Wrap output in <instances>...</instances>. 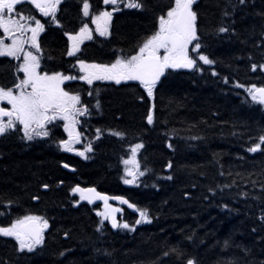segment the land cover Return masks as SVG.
<instances>
[{
    "label": "trees",
    "instance_id": "obj_1",
    "mask_svg": "<svg viewBox=\"0 0 264 264\" xmlns=\"http://www.w3.org/2000/svg\"><path fill=\"white\" fill-rule=\"evenodd\" d=\"M89 2L93 13L105 7L103 0ZM172 3L145 0L143 11L114 12L110 37L86 43L79 56L110 63L121 49L134 53L158 29V17ZM81 8L82 0H64L58 12L63 27L48 26L43 34L47 70L76 73L74 58L65 55L63 33L79 29ZM194 10L201 51L216 63L201 64L203 71L169 70L153 102L140 99L146 93L138 83L97 84L100 94L89 102L93 111L87 128L101 129V136L93 135L89 159L60 148L63 128L51 138L30 142L20 138L22 133L0 136V225L29 214L42 216L49 225L45 243L35 253L18 252L13 239L0 236V264H179L175 256L164 255L173 246L182 247L185 259L194 257L197 264H264V144L255 153L247 151L264 135V105L253 102L246 90L253 84L264 87V70H251L253 63H264V46H258L264 45V0L245 5L196 0ZM225 11L231 15L225 17ZM223 25L230 31L219 33ZM15 63L0 57V85L14 83ZM82 87L86 98L89 88ZM117 131L124 136L111 134ZM137 143L143 147L136 159L140 170L147 171L138 182L125 184L123 160ZM44 184L50 187L44 189ZM77 185L124 197L148 211L151 223L137 225L139 213L125 207V221L134 231L114 230L108 222L101 227L99 205L80 200L71 191ZM9 200L14 201L10 209L4 207Z\"/></svg>",
    "mask_w": 264,
    "mask_h": 264
},
{
    "label": "snow or ice",
    "instance_id": "obj_2",
    "mask_svg": "<svg viewBox=\"0 0 264 264\" xmlns=\"http://www.w3.org/2000/svg\"><path fill=\"white\" fill-rule=\"evenodd\" d=\"M63 3L64 0H0V57L17 62L13 66L14 83L10 87L0 85V102H6L7 105L0 106V136L22 133L20 138L29 142L51 138L52 129L49 126L56 127L57 122H63L68 138L59 140L60 148L66 152L76 151L77 155L87 160L88 153L94 151L93 144L88 142L82 150L75 149L74 146L82 143L83 133L79 130L82 126L80 118L91 116L92 111L89 105L82 101L81 91L66 90V82L79 80L88 86H93L96 81H114L117 85L135 81L146 93V97L141 96L140 99L154 100L155 92L162 84L161 78H166L167 70L203 71L200 62L203 65L216 63L201 51L203 45L198 29V13L193 9L196 0H173L166 12L158 17V29L145 37L137 45L134 53H124L121 49L120 54L114 53L115 58L110 63H89L78 55L82 53V45L85 41L94 39V31L99 37L110 36L113 13L122 11L121 5L126 9L143 11L145 0H103L104 5L112 6L111 10H99L98 14L93 13L89 0H82L81 26L77 31L63 33L67 37L65 55L75 59V64L71 67L77 69L78 66V71L76 74L49 71L43 64L46 57L41 34H46L47 27L51 25L63 27L58 18V12L61 11ZM246 3L247 0H238L239 5ZM25 4L33 7L40 18L32 12L21 11V6ZM230 15L228 11L224 12L225 17ZM83 18H88L91 24L95 25V29L90 28L89 23ZM229 31L228 25L218 28L219 33ZM47 58L50 59V57ZM257 68L264 70V63L251 65L253 72ZM212 75L216 76L217 73L213 71ZM224 82L228 83L227 77L224 78ZM236 87L245 88L246 86L237 83ZM246 90L253 102L264 105V87L253 84ZM94 93L98 97L100 89L89 88L87 91L89 97H92ZM94 107L99 110V99H96ZM146 119L149 125L154 123L152 109H149ZM111 134L118 137L124 136V133L118 131ZM100 135L101 129L97 128L95 138L99 139ZM192 139H198V137H192ZM258 139L259 143L249 147L248 152L255 153L261 149V145L264 144V135H260ZM142 147L141 143L132 146L131 156L123 160L126 176L131 177V179H124L125 184L135 183L137 178L144 176L147 171L140 170L136 159L137 152ZM128 165L132 167H127ZM63 167L68 168L69 165L64 164ZM168 167H172L171 163ZM166 179L171 180L172 177L168 176ZM42 187L48 189L50 186L44 184ZM225 187H231V185H225ZM71 191L79 193L80 199L88 200L89 203L93 198L102 200L105 211L98 212L97 215L103 216L104 220L110 219L112 228L135 230L127 222L123 224L117 222L115 213L122 210L109 205L108 196L97 192L95 188L85 189L77 185ZM32 199L39 200L40 197L33 196ZM112 199L120 201L128 208H136V205L124 197L117 196ZM13 204L14 201L9 200L4 203V207L10 209ZM138 212L140 218L135 221L137 225L142 222L151 223L148 211L138 210ZM0 215L4 213L0 212ZM260 219L264 221V214L260 216ZM100 224L102 227L103 221ZM48 226V221L42 216L23 215L17 217L8 226H0V236L13 238L17 242L18 252L35 253L45 243L44 230ZM97 230L100 231L101 228ZM67 235L65 233V236ZM224 246L225 248L229 246L227 241ZM164 255L175 256L179 264H197L194 257L185 259V252L179 246L171 247ZM227 264H235V262L228 261Z\"/></svg>",
    "mask_w": 264,
    "mask_h": 264
},
{
    "label": "rangeland",
    "instance_id": "obj_3",
    "mask_svg": "<svg viewBox=\"0 0 264 264\" xmlns=\"http://www.w3.org/2000/svg\"><path fill=\"white\" fill-rule=\"evenodd\" d=\"M111 7L112 6H107V10H111ZM121 7H123L122 5H121ZM21 76H22V74H20ZM8 107H10V106H8ZM62 126H63V123L61 124ZM79 130L81 131V129L79 128ZM68 138V137H67ZM81 140H82V143L81 144H79V145H75L74 146V148L75 149H80V147H81V145H83L84 144V141H85V139H84V137L82 136L81 137ZM89 141H90V139H89ZM127 167H132V165H128ZM127 177V176H126ZM127 179H131V177H127ZM138 179V178H137ZM109 204V203H108ZM112 207H115V208H119V205H116V204H112L111 205ZM105 211V205H103V203H102V205H101V207L99 208V210H98V212H104ZM102 218H103V216H101Z\"/></svg>",
    "mask_w": 264,
    "mask_h": 264
},
{
    "label": "bare ground",
    "instance_id": "obj_4",
    "mask_svg": "<svg viewBox=\"0 0 264 264\" xmlns=\"http://www.w3.org/2000/svg\"><path fill=\"white\" fill-rule=\"evenodd\" d=\"M48 140V139H47ZM41 143V142H40ZM46 144V143H45ZM25 150V149H24ZM79 157V156H78ZM72 193V192H71Z\"/></svg>",
    "mask_w": 264,
    "mask_h": 264
},
{
    "label": "water",
    "instance_id": "obj_5",
    "mask_svg": "<svg viewBox=\"0 0 264 264\" xmlns=\"http://www.w3.org/2000/svg\"><path fill=\"white\" fill-rule=\"evenodd\" d=\"M94 199V198H93Z\"/></svg>",
    "mask_w": 264,
    "mask_h": 264
}]
</instances>
